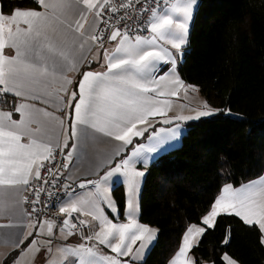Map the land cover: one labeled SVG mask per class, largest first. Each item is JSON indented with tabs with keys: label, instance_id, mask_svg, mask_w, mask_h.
Wrapping results in <instances>:
<instances>
[{
	"label": "crops",
	"instance_id": "obj_1",
	"mask_svg": "<svg viewBox=\"0 0 264 264\" xmlns=\"http://www.w3.org/2000/svg\"><path fill=\"white\" fill-rule=\"evenodd\" d=\"M37 2L39 10L10 15L0 4V83L11 97L0 109V264L14 253L10 264H142L158 237L140 221L149 139L130 149L155 127L179 123L186 130L201 118L199 93L178 71L188 44L168 35L170 26L183 28L180 15L191 0H173L156 13L150 37L114 33L104 50L93 41L103 0ZM56 148L67 156L71 183L96 182L62 208L94 228L88 244L25 213L37 168ZM117 185L126 196L122 218L112 194ZM220 215L258 226L264 245V175L236 188L225 184L203 227H189V241L184 246L183 238L168 264H196L191 251Z\"/></svg>",
	"mask_w": 264,
	"mask_h": 264
},
{
	"label": "trees",
	"instance_id": "obj_2",
	"mask_svg": "<svg viewBox=\"0 0 264 264\" xmlns=\"http://www.w3.org/2000/svg\"><path fill=\"white\" fill-rule=\"evenodd\" d=\"M198 1L178 71L219 112L188 123L181 146L160 155L148 169L140 221L157 229L158 237L142 264H168L189 226L201 224L225 184L236 188L264 175V0ZM0 4L4 15L40 9L37 0ZM156 129L135 140L130 150ZM112 194L122 218L123 186H115ZM262 238L258 226L220 215L191 254L196 264H226L225 255L239 264H264Z\"/></svg>",
	"mask_w": 264,
	"mask_h": 264
},
{
	"label": "built area",
	"instance_id": "obj_3",
	"mask_svg": "<svg viewBox=\"0 0 264 264\" xmlns=\"http://www.w3.org/2000/svg\"><path fill=\"white\" fill-rule=\"evenodd\" d=\"M173 0H103L98 13L99 24L93 41L95 48L104 50L114 33L122 37H150L149 28L154 15ZM92 63V61H90ZM11 97L0 83V109L11 105ZM69 163L65 152L56 148L47 161L37 168V176L31 183L24 200L26 215L36 224L50 223L58 230L68 229L77 239L88 244L94 236V228L78 214L64 215V201L96 184L71 183L68 180Z\"/></svg>",
	"mask_w": 264,
	"mask_h": 264
},
{
	"label": "rangeland",
	"instance_id": "obj_4",
	"mask_svg": "<svg viewBox=\"0 0 264 264\" xmlns=\"http://www.w3.org/2000/svg\"><path fill=\"white\" fill-rule=\"evenodd\" d=\"M198 5H199L198 0H191V2H189L187 4V6H188L187 9L183 13H181L180 17L183 20V23H182L183 28L170 26V33H168V35L173 36L175 39L179 40L180 43L182 44L181 45L182 47L186 46L189 42V35H190L191 27H192V22H193V19L195 16V12L198 8ZM192 88L197 90V92L199 93L198 94L199 96L197 95V97H200V99H201L200 104H199V106L201 107L200 110L202 112L200 115L201 118H209V117L217 115L219 110L211 107L207 103V101L201 95L200 90L197 87L192 86ZM228 114L231 117H236V118L239 117L237 114H233L230 112ZM182 118H184V117H182ZM178 125H179V123L174 125L176 128L175 127L172 128V125L164 126V127L163 126L157 127L158 129H156V132L155 133L153 132L152 135L149 137V165L153 164V162L158 159V157H155V156L152 159L151 158L152 154L156 155V154L160 153L161 151L164 152L163 154H166V153H168L174 149H177L181 146L183 136L186 134L187 129L185 130V128L182 125H180V126H178ZM186 125H187V123H186ZM168 128H172L170 130L171 131L170 134H168V132H165V134L161 133V132H163V131H160L161 129H164V131H165ZM157 132H158V134L156 135ZM154 135H156V137ZM143 183H142V186H143ZM90 191L91 190H87L86 193L90 192ZM82 193H85V192H82ZM206 222L209 223V221H207V220H206ZM213 226H214V223L210 228H212ZM191 227H203V226H200V224H199V226L198 225H195V226L191 225ZM188 229L184 235V237L186 236L184 246H185V243H187L190 239V236H189L190 232ZM183 240H182V243H183ZM198 241H200V240H198ZM198 241H197V245L199 243ZM182 243H181V245H182ZM224 258L227 261L226 264H239L237 261H235L234 259H232L228 255H225Z\"/></svg>",
	"mask_w": 264,
	"mask_h": 264
},
{
	"label": "bare ground",
	"instance_id": "obj_5",
	"mask_svg": "<svg viewBox=\"0 0 264 264\" xmlns=\"http://www.w3.org/2000/svg\"><path fill=\"white\" fill-rule=\"evenodd\" d=\"M76 237V236H75ZM77 238V237H76Z\"/></svg>",
	"mask_w": 264,
	"mask_h": 264
}]
</instances>
